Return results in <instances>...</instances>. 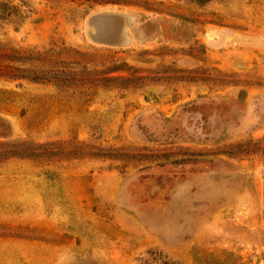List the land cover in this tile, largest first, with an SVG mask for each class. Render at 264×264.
<instances>
[{"label":"rangeland","instance_id":"1","mask_svg":"<svg viewBox=\"0 0 264 264\" xmlns=\"http://www.w3.org/2000/svg\"><path fill=\"white\" fill-rule=\"evenodd\" d=\"M263 142L264 0H0V264H264Z\"/></svg>","mask_w":264,"mask_h":264},{"label":"water","instance_id":"2","mask_svg":"<svg viewBox=\"0 0 264 264\" xmlns=\"http://www.w3.org/2000/svg\"><path fill=\"white\" fill-rule=\"evenodd\" d=\"M105 17H95L91 21V25L93 27V33L89 34V37L95 41L96 43H103L101 42L102 34L104 33L103 30L106 29V24L104 22Z\"/></svg>","mask_w":264,"mask_h":264},{"label":"trees","instance_id":"3","mask_svg":"<svg viewBox=\"0 0 264 264\" xmlns=\"http://www.w3.org/2000/svg\"><path fill=\"white\" fill-rule=\"evenodd\" d=\"M141 264H176V263L160 258L157 255L150 254Z\"/></svg>","mask_w":264,"mask_h":264},{"label":"built area","instance_id":"4","mask_svg":"<svg viewBox=\"0 0 264 264\" xmlns=\"http://www.w3.org/2000/svg\"><path fill=\"white\" fill-rule=\"evenodd\" d=\"M258 167L264 177V142L261 145V149L258 155Z\"/></svg>","mask_w":264,"mask_h":264}]
</instances>
